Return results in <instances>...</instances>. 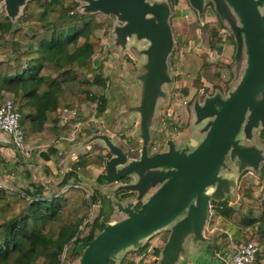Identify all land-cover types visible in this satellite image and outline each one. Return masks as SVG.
Segmentation results:
<instances>
[{
	"label": "water",
	"instance_id": "obj_1",
	"mask_svg": "<svg viewBox=\"0 0 264 264\" xmlns=\"http://www.w3.org/2000/svg\"><path fill=\"white\" fill-rule=\"evenodd\" d=\"M5 1L14 21L29 0ZM81 1L86 3L80 8L83 12L117 17L113 47L140 55L136 48H128L133 34L150 41L151 47L142 50L149 60L138 65L134 77L140 86L135 103L128 109L129 114L138 115L139 158L130 157L128 145L105 135L102 127L75 149L101 141L110 155L105 158V175L114 183L105 190L136 193L125 205L110 196L116 213L118 209L127 218L106 224L86 244L79 264H108L110 260L119 264L117 254L140 250L153 233L166 229L169 235L157 263L181 264L192 245L209 240L205 229L211 203L227 201L239 178L248 170L258 173L264 164V149L256 143L257 131L264 128V0H212L237 41L236 83L226 96L217 92L202 103L194 102V125L206 121L194 132L199 140L190 139L187 147L177 150L174 137H169L165 141L170 149L157 153L149 152V144L159 122V107L168 97L163 87L173 81L167 62L174 48L169 4L166 0L159 5L146 0ZM189 2L203 14L206 0ZM228 155L232 162H226ZM151 181L154 186L161 185L143 203Z\"/></svg>",
	"mask_w": 264,
	"mask_h": 264
},
{
	"label": "trees",
	"instance_id": "obj_2",
	"mask_svg": "<svg viewBox=\"0 0 264 264\" xmlns=\"http://www.w3.org/2000/svg\"><path fill=\"white\" fill-rule=\"evenodd\" d=\"M80 8L76 0H29L17 25L9 17L0 18V97L14 101L22 114L21 127L28 141L42 138L46 130L58 137L59 112L63 108L90 102L96 105L98 116L108 109V97L98 90L107 89L109 84L102 74V62L96 59L103 49L98 32L103 22L96 13ZM216 18L209 23L210 34L222 43L226 25L218 13ZM231 34L236 54L237 41ZM217 52L222 53L221 46ZM230 65L224 58L203 62L193 86L198 90L209 85L218 88ZM259 137L264 140V128ZM43 157L48 159L49 155L44 153ZM105 158L104 154L89 152L81 155L76 170L68 171L58 183L60 189L52 194H47L50 190L41 184L32 183L24 190L0 184V264H79L86 244L110 223L113 203L107 199L99 215L87 221L100 195L91 194L81 182H69L78 177V169L88 175L85 169L90 165L104 166ZM23 160L20 156L19 162ZM96 182L104 185L110 181L103 173ZM260 188L263 194L257 197L255 192ZM237 193L238 208L228 200L213 202V208L221 216L256 230L264 244V169L259 185L242 175ZM131 196L125 192L119 199ZM167 238L168 233L164 241ZM148 247L146 244L131 255L139 257ZM262 248L255 264H264ZM159 254L154 249L143 256L142 262L156 264L154 258ZM108 264L117 263L110 260Z\"/></svg>",
	"mask_w": 264,
	"mask_h": 264
},
{
	"label": "rangeland",
	"instance_id": "obj_3",
	"mask_svg": "<svg viewBox=\"0 0 264 264\" xmlns=\"http://www.w3.org/2000/svg\"><path fill=\"white\" fill-rule=\"evenodd\" d=\"M164 2L165 0H146L147 3L150 5L156 4H161V2ZM169 4L170 7V17H169V22L172 28V33L174 37V48H173V53L171 57L167 60L169 67H170V73L172 75V83L168 86H164V90L168 93L167 100L163 102L160 107H159V122H158V135L157 137H154L155 140H158L162 146L161 149L163 152L168 151L170 149V146L166 143V141L162 140V136L160 133V130H163L162 125L159 124L161 123L162 119L169 118L168 113L172 114V119L173 122H175L178 125L180 134H175V139H174V146L177 150H182L185 147H187V143L189 142L190 139H196L197 136L194 134L195 131L201 130L202 127L206 124V121L202 122L201 124H195L194 125V120L195 114L193 111V104L195 101L199 100L201 103L204 101V99L207 96H212L217 92H221L222 95L226 96L229 93L230 88L236 83L235 80V73H234V65H235V44L232 42V39L230 38V35H232L231 30L229 27L226 25L225 29H222V38L223 42L219 43L217 42L216 38L212 37L210 34V28H209V23L214 22L217 20L216 15L217 12L214 7V2L212 0H206L205 4V9L202 15H199L198 10L193 8L189 0H166ZM79 4L85 5L86 3L81 0H77ZM162 2V3H163ZM25 7V6H24ZM24 7H20L19 14L14 20V23L16 25L18 24L20 18L23 15ZM231 11V10H230ZM232 12V11H231ZM97 18L99 21L103 22L102 28L98 31L99 35L102 37V43L103 41H106L107 44H110L111 42L115 41L116 34L114 31L115 25H119V21L116 16L114 15H107L103 14L101 12L96 13ZM8 15V10H7V4L5 0H0V18L5 20ZM227 24V22H226ZM234 25V24H233ZM128 48H136L139 50L140 55L136 54L134 51H131V54L135 60H137L139 63H143L146 60H149V56L143 52L144 50L147 51L151 47V42L148 40H143L140 39L138 35L133 34L129 36L128 39ZM221 46L222 47V53L219 54L217 53V48ZM143 50V51H142ZM118 51V50H117ZM128 51V50H127ZM129 52V51H128ZM127 57L124 60L121 61L120 67L117 68V72L121 73L122 72V82L121 79L118 81V84L127 86L128 84V78H126L124 75V70L125 67L129 68H134L135 62L133 59ZM222 56V57H221ZM220 58H224L227 60L231 65L229 68H227L224 72V82L222 83L221 86L218 88H214L211 85L208 86L207 89L203 88L202 90H198L193 86L194 80L197 77L198 70L200 66L202 65L203 62H213L216 61ZM117 82V81H116ZM119 86V85H118ZM119 87H114L112 90L108 91L105 90V94L109 96L110 100L113 101L112 97L113 95L116 96L117 93H119ZM185 90H188V94L185 93ZM102 90H100L101 92ZM125 91L128 93L130 90L128 87H125ZM113 94V95H111ZM114 96V97H115ZM186 102V103H185ZM93 103L87 102L83 105L87 106L89 109L85 111L86 118H89V116L93 113L92 107L96 110V105L92 106ZM81 105V106H83ZM116 108V103L113 105L114 110ZM162 112V114H161ZM107 115V114H106ZM109 116V115H108ZM98 121L94 124H89L88 127L84 128L82 131L87 134L88 131H97L99 132L100 128L99 125H102L103 128V133L107 136H113L117 135L121 139V133L123 135L131 133L132 130L135 129L133 128H126V127H121V129L118 130H113L107 126V121L105 120V117L103 119L98 116ZM94 126V127H92ZM97 126V127H96ZM123 126V125H122ZM101 127V126H100ZM157 127V128H158ZM197 129V130H196ZM120 131V133H119ZM260 130L257 131L256 135V143L264 149V140L259 137ZM159 136V137H158ZM161 138V139H160ZM153 139V140H154ZM160 139V140H159ZM194 142V140H193ZM151 144H153V141L149 144V149ZM140 149V148H139ZM193 150V148H191ZM129 154L132 155H137L140 156V150H136L135 153L130 152V148L128 147ZM98 152V151H97ZM150 152V150H149ZM151 153V152H150ZM102 154H104L107 157L108 150L107 152L102 151ZM226 162H232L230 156H227V161ZM264 169V164L262 165L260 171L258 173L253 172L252 170L246 171L244 174H246L247 179L251 184L259 185L260 184V177L262 176V171ZM153 171H156L157 169H152ZM159 170V169H158ZM224 169L222 170L223 173ZM150 172V170H149ZM243 174V175H244ZM13 179H7L5 180L4 178H0V184L3 185L6 188L16 190L15 185L11 183ZM129 181L124 180V182L129 183ZM85 185L87 186L89 192L91 194L97 193L100 195V200L99 202L93 207L91 215L87 218L88 220H94L99 213L101 212V209L103 206H105V202L107 199H111L110 196H115L119 203L125 205V201L129 200L134 197V194L136 193H131L132 196L129 198H124V199H119L121 197L122 193L129 192V191H118L115 193V189L113 192H110L108 190H105L104 187L103 189H99V191H95L96 187L92 183V181L87 180ZM161 184H158L157 186L153 185V182L151 181L149 186L146 189V196H145V203L147 199L160 187ZM114 186V184H113ZM238 187H239V182H238ZM237 189H235L234 194L231 198H229V201L232 202V205L235 208L239 207V197L237 193ZM98 188V185H97ZM98 190V189H97ZM263 194V189L260 188L255 192V195L257 197L261 196ZM127 218V216L124 213H121L120 210L117 209L116 213V208L113 206V213L110 216V221H121L123 219ZM246 229V236H244L243 240H235L233 241L234 244H240L242 242H247L250 240H255L259 246L260 249L262 250L264 244H262L259 240V234H257L256 230L254 229H249L245 226H243ZM99 231H97L98 233ZM168 233L169 231L162 230L160 232H155L153 233L152 236L149 237V239L146 241V244L149 245V250H159L161 255V252L163 250V247L166 243L164 241L165 234ZM137 251V250H134ZM133 251V252H134ZM149 251V252H150ZM132 251H127V252H122L116 255V261L119 260V264H144L141 260V256L136 257L131 255ZM69 254V252H68ZM158 255V256H159ZM75 264H78L76 261ZM149 264H152L151 262ZM158 264V263H157Z\"/></svg>",
	"mask_w": 264,
	"mask_h": 264
},
{
	"label": "crops",
	"instance_id": "obj_4",
	"mask_svg": "<svg viewBox=\"0 0 264 264\" xmlns=\"http://www.w3.org/2000/svg\"><path fill=\"white\" fill-rule=\"evenodd\" d=\"M126 55L134 60L135 66L134 68H129V66L125 67L124 75L129 79V85L122 86L118 84L120 79L121 82L123 80L121 76L122 72H117V68L121 65L120 60H124L127 57ZM96 59L102 62V74L109 84L108 88L105 90L110 91L114 87H119V93H117L116 96L111 94L113 95V101L105 94V90L101 91L108 97L109 105L103 116H99V118L101 117L103 119V117H105L107 126L113 130L121 129V127L135 129V132L133 130V146L141 150V140L136 136L138 115L135 113L129 114L128 111L130 105L135 103L137 99V92L140 84L134 76L138 73V65L140 63L135 60L127 50L121 52L118 48L112 46V42L107 44L106 41H103L102 52L97 55ZM125 87L129 88L130 91L128 93L125 91ZM100 90L101 89L98 91L100 92ZM115 103L116 108L112 110ZM92 124L93 123H91V125ZM100 126L104 128L102 125H99V127ZM158 126L159 125H157V127ZM158 130L159 127L156 128L153 139L157 137ZM96 133L97 131H88L87 134L81 132L75 140H71V130L69 128L60 127L58 129V137L52 136V134L46 130L42 138L28 141L32 148V157L28 160L19 162L20 155L15 150L11 137L9 134L0 131L1 176L5 180L10 178L13 179L10 181L15 185V189L24 190L30 187L32 183H35L36 185L41 184L46 186V189L50 190L49 192L46 191L47 194L57 192L60 189L58 183L62 181L68 171L73 168L75 169V163L81 155L87 152L96 154H102V151L107 152L101 141H94L78 151L75 150L84 141L88 140L90 136ZM121 137L122 139L117 135H114V137L110 136V138H118L121 142H125L124 136L121 135ZM153 139L152 141L155 140ZM44 153L49 155L48 159L43 157ZM130 157L139 158L137 155H132ZM85 170L88 175H85L78 169L76 171L78 177H73L69 183L81 182L82 185L86 186L85 183L89 180L95 185L96 190L113 186L114 183L111 181L106 182L104 185H99L96 182L98 176H101L103 173L105 174V161L104 166L94 164L90 165ZM229 198H231V196L228 197V201ZM212 203L210 205V215L205 229V236L209 240L192 245L191 250L187 252V256L181 264H228L233 241L243 240L244 236H246V229L243 226L218 214L216 209L213 208ZM230 203L232 202L230 201ZM157 257L154 258L156 264Z\"/></svg>",
	"mask_w": 264,
	"mask_h": 264
},
{
	"label": "built area",
	"instance_id": "obj_5",
	"mask_svg": "<svg viewBox=\"0 0 264 264\" xmlns=\"http://www.w3.org/2000/svg\"><path fill=\"white\" fill-rule=\"evenodd\" d=\"M92 106L94 105L92 104L91 107ZM87 109L89 108L83 105L74 108L66 107L60 110L59 126L61 128H69L71 130V140H75L78 134L83 132L82 130L88 127L89 124H94L98 121L97 110H95L94 107L91 108L93 113L89 116V118H86L85 111ZM167 115L169 118L162 119L161 123H159L163 128V130H160L161 136L163 134V143L167 138H175V134H180L178 125L173 122L172 114L168 113ZM21 119L22 114L16 109L14 101L8 97H0V131L9 134L15 150L24 160H28L32 157V148L30 147L21 127ZM123 136L125 143L130 148V152L132 154L135 153L136 150H139L138 147L133 146V130L131 133L129 132V134ZM161 146L162 144L158 140H154L153 144L150 146V150L152 153L160 152L162 151ZM149 251L150 250L148 248L141 255V257L143 258V256ZM259 251L260 246L255 240L242 242L240 244L232 243L231 255L228 259V264H255Z\"/></svg>",
	"mask_w": 264,
	"mask_h": 264
},
{
	"label": "flooded vegetation",
	"instance_id": "obj_6",
	"mask_svg": "<svg viewBox=\"0 0 264 264\" xmlns=\"http://www.w3.org/2000/svg\"><path fill=\"white\" fill-rule=\"evenodd\" d=\"M126 180V179H125ZM127 181H129V179H127Z\"/></svg>",
	"mask_w": 264,
	"mask_h": 264
}]
</instances>
